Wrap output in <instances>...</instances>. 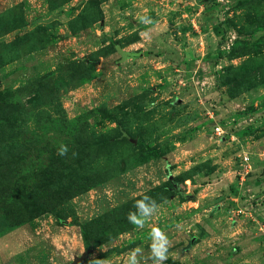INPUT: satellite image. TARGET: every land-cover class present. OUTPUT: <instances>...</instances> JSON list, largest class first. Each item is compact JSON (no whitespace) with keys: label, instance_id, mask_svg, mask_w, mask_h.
<instances>
[{"label":"rangeland","instance_id":"rangeland-1","mask_svg":"<svg viewBox=\"0 0 264 264\" xmlns=\"http://www.w3.org/2000/svg\"><path fill=\"white\" fill-rule=\"evenodd\" d=\"M153 227L264 264V0H0V264H154Z\"/></svg>","mask_w":264,"mask_h":264},{"label":"clouds","instance_id":"clouds-1","mask_svg":"<svg viewBox=\"0 0 264 264\" xmlns=\"http://www.w3.org/2000/svg\"><path fill=\"white\" fill-rule=\"evenodd\" d=\"M67 150V147L64 145H61L58 149L61 155H64ZM135 207L137 210L136 213H130L128 219L133 224L143 227L145 220L151 218L157 211L158 205L149 196L145 195L135 202ZM150 238V251L153 262L154 264H163V262L168 258L167 252L169 240L159 227L152 228ZM138 251L139 249H136L129 255L128 264H137L136 252Z\"/></svg>","mask_w":264,"mask_h":264},{"label":"trees","instance_id":"trees-1","mask_svg":"<svg viewBox=\"0 0 264 264\" xmlns=\"http://www.w3.org/2000/svg\"><path fill=\"white\" fill-rule=\"evenodd\" d=\"M214 33L216 34V30H214ZM170 185H171L170 189L168 188V190L170 192V194H169L170 197L178 195L183 200L186 198V196H184V194L181 193L179 187L176 184L170 183Z\"/></svg>","mask_w":264,"mask_h":264},{"label":"water","instance_id":"water-1","mask_svg":"<svg viewBox=\"0 0 264 264\" xmlns=\"http://www.w3.org/2000/svg\"><path fill=\"white\" fill-rule=\"evenodd\" d=\"M133 142L135 143V141H133ZM168 179H170V177H168ZM86 257H87V254H84L83 258L74 260V262L72 264H81L85 261Z\"/></svg>","mask_w":264,"mask_h":264},{"label":"built area","instance_id":"built-area-1","mask_svg":"<svg viewBox=\"0 0 264 264\" xmlns=\"http://www.w3.org/2000/svg\"><path fill=\"white\" fill-rule=\"evenodd\" d=\"M216 132L218 133V130L216 129Z\"/></svg>","mask_w":264,"mask_h":264}]
</instances>
